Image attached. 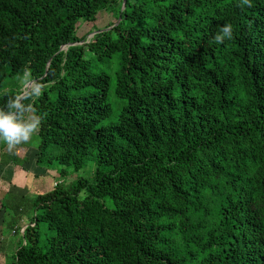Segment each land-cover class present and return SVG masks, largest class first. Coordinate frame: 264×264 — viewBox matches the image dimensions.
I'll list each match as a JSON object with an SVG mask.
<instances>
[{
	"label": "trees",
	"instance_id": "trees-1",
	"mask_svg": "<svg viewBox=\"0 0 264 264\" xmlns=\"http://www.w3.org/2000/svg\"><path fill=\"white\" fill-rule=\"evenodd\" d=\"M31 81L36 157L0 164L97 166L4 193L7 264H264V0H0V105Z\"/></svg>",
	"mask_w": 264,
	"mask_h": 264
},
{
	"label": "rangeland",
	"instance_id": "rangeland-1",
	"mask_svg": "<svg viewBox=\"0 0 264 264\" xmlns=\"http://www.w3.org/2000/svg\"><path fill=\"white\" fill-rule=\"evenodd\" d=\"M114 18L115 16L109 11L101 12L97 21L98 28H105L106 26L110 25ZM91 27V23H82L79 26L78 32L80 35H84L89 32ZM92 36L93 33L89 34L88 38H91ZM15 79L18 81V78ZM28 86L30 88H35L38 85L36 81L25 83V85L22 87L23 92ZM30 115L35 116L33 112H31ZM38 143L39 139L37 131L31 140L23 142L17 145L15 148L9 149L6 144L4 146V151H10L12 153L16 152L19 156L23 157L29 155L33 159L36 157ZM96 166V161L91 158L89 159L86 166L79 171L69 168L66 176L60 175L59 172L61 171L62 166L57 165V169L51 170L49 175L35 178L32 171H25L19 166H10V171H8V167L7 170H4V166L0 164V203L2 196L9 189L16 192H25L29 195H36L37 193H42L53 188L56 182L60 180H64V182L67 184L79 177L91 178L94 174ZM4 218V213L0 212V264H7L10 251L14 249L16 241L18 240V237L6 228ZM25 222L27 223L29 220L25 219L24 223ZM11 242L12 246L10 244Z\"/></svg>",
	"mask_w": 264,
	"mask_h": 264
},
{
	"label": "clouds",
	"instance_id": "clouds-1",
	"mask_svg": "<svg viewBox=\"0 0 264 264\" xmlns=\"http://www.w3.org/2000/svg\"><path fill=\"white\" fill-rule=\"evenodd\" d=\"M233 35V26L225 24L216 33L215 40L223 43L226 38ZM31 78L30 70H25L22 80L25 82ZM41 93L39 86L32 90V95L38 96ZM25 97L17 94L9 97L4 105H0V142L7 144L9 149L27 142L33 138L40 126V118L30 115L32 105L24 103Z\"/></svg>",
	"mask_w": 264,
	"mask_h": 264
},
{
	"label": "water",
	"instance_id": "water-1",
	"mask_svg": "<svg viewBox=\"0 0 264 264\" xmlns=\"http://www.w3.org/2000/svg\"><path fill=\"white\" fill-rule=\"evenodd\" d=\"M125 2H126V1H124V5H125ZM123 7H124V6H123ZM119 21H120V19H119ZM30 89H31V88L28 86L27 89L24 91V93H23L22 95L25 96L26 93H27Z\"/></svg>",
	"mask_w": 264,
	"mask_h": 264
},
{
	"label": "crops",
	"instance_id": "crops-1",
	"mask_svg": "<svg viewBox=\"0 0 264 264\" xmlns=\"http://www.w3.org/2000/svg\"><path fill=\"white\" fill-rule=\"evenodd\" d=\"M8 167V171H10V166H4V170H7Z\"/></svg>",
	"mask_w": 264,
	"mask_h": 264
}]
</instances>
